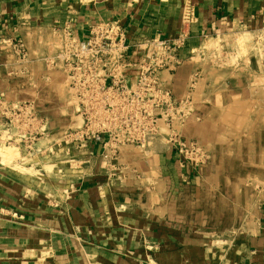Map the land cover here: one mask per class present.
Masks as SVG:
<instances>
[{
  "label": "crops",
  "instance_id": "0c3cea01",
  "mask_svg": "<svg viewBox=\"0 0 264 264\" xmlns=\"http://www.w3.org/2000/svg\"><path fill=\"white\" fill-rule=\"evenodd\" d=\"M109 21L132 44L185 39L183 64L159 79L168 101L155 111L159 128L87 137L85 176L68 195L0 203V264H264V207L233 188L249 183L244 173L216 158L182 162L171 141L218 150L217 98L205 95L218 69L195 54L205 38L264 30V0H0V132L24 136L27 115L35 136L73 129L66 43ZM137 76L129 70L127 83ZM256 85L264 103L260 78Z\"/></svg>",
  "mask_w": 264,
  "mask_h": 264
},
{
  "label": "rangeland",
  "instance_id": "374dc122",
  "mask_svg": "<svg viewBox=\"0 0 264 264\" xmlns=\"http://www.w3.org/2000/svg\"><path fill=\"white\" fill-rule=\"evenodd\" d=\"M195 55L218 69L216 82L205 91L207 98H217L218 113L217 120L212 122L211 142L218 150L207 152L201 143L189 141L197 143L200 149L193 155L191 164L197 168L217 159L220 166L233 167L234 176L244 173L249 183L234 184V192H249L254 199L251 207H264V103L259 104V89L255 87L258 78L264 84V30L251 25L235 30L224 39L205 38ZM64 64L67 66L65 61ZM243 76L249 81L243 82ZM261 92L264 96V87ZM75 96L73 92L71 107L76 113L73 129L64 136L52 139L31 134L34 123L29 115L22 123L24 136L0 132L1 204H18L29 197L56 199L68 195L75 183L85 176L83 147L87 137L94 136L95 141H101L104 134L113 130L143 132L159 128L154 115L161 104L151 106L149 118L85 120ZM169 105L172 112L180 106L172 101ZM152 118L155 119L150 120ZM178 140L183 139L175 135L171 140L173 146ZM175 154L178 156L176 150Z\"/></svg>",
  "mask_w": 264,
  "mask_h": 264
},
{
  "label": "built area",
  "instance_id": "2783aa9c",
  "mask_svg": "<svg viewBox=\"0 0 264 264\" xmlns=\"http://www.w3.org/2000/svg\"><path fill=\"white\" fill-rule=\"evenodd\" d=\"M184 48L183 38L132 44L127 41L126 29L117 21L92 26L86 40L72 37L66 43L63 60L81 115L85 120L149 118L152 105L168 103L159 79L164 70L172 71L183 64ZM137 50L144 54L137 55ZM129 70L138 73L133 86L126 81ZM174 147L180 159L189 163L200 150L197 143L185 140H178Z\"/></svg>",
  "mask_w": 264,
  "mask_h": 264
},
{
  "label": "bare ground",
  "instance_id": "6f19581e",
  "mask_svg": "<svg viewBox=\"0 0 264 264\" xmlns=\"http://www.w3.org/2000/svg\"><path fill=\"white\" fill-rule=\"evenodd\" d=\"M111 121V120H110Z\"/></svg>",
  "mask_w": 264,
  "mask_h": 264
}]
</instances>
